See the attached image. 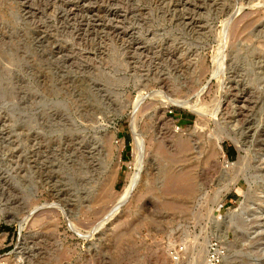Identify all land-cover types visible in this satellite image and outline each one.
I'll use <instances>...</instances> for the list:
<instances>
[{
	"label": "rangeland",
	"instance_id": "rangeland-1",
	"mask_svg": "<svg viewBox=\"0 0 264 264\" xmlns=\"http://www.w3.org/2000/svg\"><path fill=\"white\" fill-rule=\"evenodd\" d=\"M180 140L197 192L172 211ZM212 238L264 264V0H0V264H203Z\"/></svg>",
	"mask_w": 264,
	"mask_h": 264
},
{
	"label": "bare ground",
	"instance_id": "bare-ground-1",
	"mask_svg": "<svg viewBox=\"0 0 264 264\" xmlns=\"http://www.w3.org/2000/svg\"><path fill=\"white\" fill-rule=\"evenodd\" d=\"M144 99H146V98H144ZM173 104L175 106H178L184 110H187V111H189L195 115L200 114V110H198V109H201V107H202V106L201 107L198 106L199 108L197 109L196 107H194L195 106L194 104H193L194 106H191V105H189V102L187 104L185 101L184 102L173 101ZM205 110H207V109H205ZM201 112H204V111L201 110ZM207 112H209V111H207ZM142 113H143L142 105H139L136 108V110L134 111V113H132V115L130 114L131 115L130 121H131V125H132V132H133V137H134V142H135L134 152H135V158H136L137 165L135 164L136 167L134 168L135 169L134 173L130 177H128L129 178V185L127 186V190H125L126 195L133 194V192L139 186V183H140L142 175H143L142 174L143 173L142 163H143V159L145 157L144 147H145L146 142H145V139L143 138V134H141L139 129H138V124H139L138 120H139V117ZM233 138H235V137H233ZM234 141L237 144H239L237 139ZM221 143H222L221 138L210 141V145H211L212 149H214L215 147H218L217 149H219V151H223ZM187 147H188V144L185 140L179 141V146H178V150H177V152H178L177 157L170 160L171 165H170L168 172L166 173V184L162 187L160 186L161 188L159 187V189H160L159 193H160V197H161L160 203L164 207V209H166V210L175 211L179 208V206L177 205V203L174 200L175 197L176 198L180 197V196H182V197L190 196L191 197L197 192V185L194 183V172H195L194 169L192 167H185L184 168V166L181 165V163H185V161H182L181 159L183 158V155L186 154ZM216 156H217V153L215 152V149H214L213 152L211 151V153H209L205 157V161H204L205 164H209V165L215 167L216 164L214 163L213 159ZM241 161H243V160H241ZM241 161H240V167H238V169L243 166ZM227 163H228V161L226 160L220 164L221 174H224V175L227 174L228 175L229 172H235L238 170L234 167V164L232 166V164L230 162L228 163L230 165H226ZM131 169H133V167H131ZM241 172H243V171H241ZM241 172H239V173L237 172V173L240 174ZM239 176L240 175H238L236 178H233V180H231V182H232L231 184H233V185L236 184L238 179H239ZM109 200L110 199H109L108 195H103L99 201L105 203V202H108ZM74 227H76V226L74 225ZM120 236H122V235H120ZM203 264H206V257L203 261Z\"/></svg>",
	"mask_w": 264,
	"mask_h": 264
},
{
	"label": "built area",
	"instance_id": "built-area-1",
	"mask_svg": "<svg viewBox=\"0 0 264 264\" xmlns=\"http://www.w3.org/2000/svg\"><path fill=\"white\" fill-rule=\"evenodd\" d=\"M184 251V247H177L171 248L169 251V255L178 260L181 254ZM227 254L226 246L223 245L218 238H212L208 242V250L206 255V264H222L223 259Z\"/></svg>",
	"mask_w": 264,
	"mask_h": 264
},
{
	"label": "trees",
	"instance_id": "trees-1",
	"mask_svg": "<svg viewBox=\"0 0 264 264\" xmlns=\"http://www.w3.org/2000/svg\"><path fill=\"white\" fill-rule=\"evenodd\" d=\"M234 155H235V152L233 151L232 154H231V156L234 157Z\"/></svg>",
	"mask_w": 264,
	"mask_h": 264
}]
</instances>
